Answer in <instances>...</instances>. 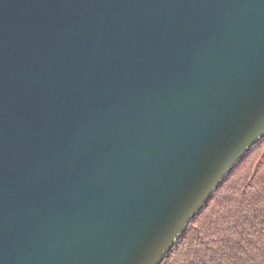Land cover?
Listing matches in <instances>:
<instances>
[{"label": "water", "instance_id": "1", "mask_svg": "<svg viewBox=\"0 0 264 264\" xmlns=\"http://www.w3.org/2000/svg\"><path fill=\"white\" fill-rule=\"evenodd\" d=\"M264 137V0H0V264H161Z\"/></svg>", "mask_w": 264, "mask_h": 264}, {"label": "trees", "instance_id": "2", "mask_svg": "<svg viewBox=\"0 0 264 264\" xmlns=\"http://www.w3.org/2000/svg\"><path fill=\"white\" fill-rule=\"evenodd\" d=\"M189 223L161 264H264V137Z\"/></svg>", "mask_w": 264, "mask_h": 264}]
</instances>
